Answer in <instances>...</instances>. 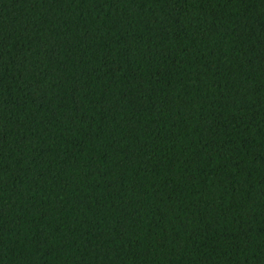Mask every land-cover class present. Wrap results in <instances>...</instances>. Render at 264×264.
<instances>
[{"label":"trees","instance_id":"obj_1","mask_svg":"<svg viewBox=\"0 0 264 264\" xmlns=\"http://www.w3.org/2000/svg\"><path fill=\"white\" fill-rule=\"evenodd\" d=\"M0 264H264V0H0Z\"/></svg>","mask_w":264,"mask_h":264}]
</instances>
